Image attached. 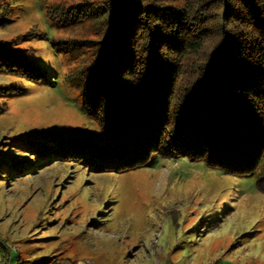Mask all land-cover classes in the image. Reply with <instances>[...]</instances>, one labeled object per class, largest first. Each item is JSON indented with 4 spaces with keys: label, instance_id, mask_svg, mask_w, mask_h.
I'll list each match as a JSON object with an SVG mask.
<instances>
[{
    "label": "trees",
    "instance_id": "obj_1",
    "mask_svg": "<svg viewBox=\"0 0 264 264\" xmlns=\"http://www.w3.org/2000/svg\"><path fill=\"white\" fill-rule=\"evenodd\" d=\"M45 15L53 25L88 22L95 31L64 42L71 54L80 45L93 49L67 77L103 138L19 135L15 147L31 163L18 170L0 161V179L56 163L125 174L156 157L187 158L223 174L257 176L264 193V0L54 2ZM55 73L0 44V74L54 85ZM0 250L7 264L12 250L1 235ZM19 254L16 264H74Z\"/></svg>",
    "mask_w": 264,
    "mask_h": 264
},
{
    "label": "rangeland",
    "instance_id": "obj_2",
    "mask_svg": "<svg viewBox=\"0 0 264 264\" xmlns=\"http://www.w3.org/2000/svg\"><path fill=\"white\" fill-rule=\"evenodd\" d=\"M84 1L0 0V44L56 72L54 85L0 74V161L18 170L31 163L15 147L19 135L103 138L67 77L93 49L80 45L71 54L64 42L95 31L88 22L53 25L45 15L54 2ZM15 85L23 88L20 95L12 94ZM70 166L0 179V235L12 250L7 264H16L19 253L25 260L46 255L48 262L59 257L74 264H264V193L257 176L223 174L187 158L156 157L125 174Z\"/></svg>",
    "mask_w": 264,
    "mask_h": 264
}]
</instances>
